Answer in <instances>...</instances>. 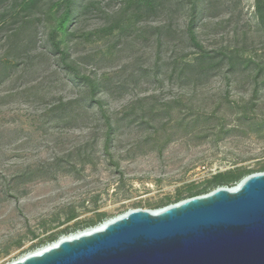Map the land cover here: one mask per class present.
Segmentation results:
<instances>
[{"label": "rangeland", "instance_id": "1", "mask_svg": "<svg viewBox=\"0 0 264 264\" xmlns=\"http://www.w3.org/2000/svg\"><path fill=\"white\" fill-rule=\"evenodd\" d=\"M161 1L151 13L98 0L66 31L63 0L0 9V264L130 210L206 195L217 174L264 168L257 1L195 0V14L188 0ZM214 51L225 57L204 75H179ZM72 99L75 113L51 112Z\"/></svg>", "mask_w": 264, "mask_h": 264}, {"label": "water", "instance_id": "2", "mask_svg": "<svg viewBox=\"0 0 264 264\" xmlns=\"http://www.w3.org/2000/svg\"><path fill=\"white\" fill-rule=\"evenodd\" d=\"M11 264H264V172L160 210H130Z\"/></svg>", "mask_w": 264, "mask_h": 264}, {"label": "trees", "instance_id": "3", "mask_svg": "<svg viewBox=\"0 0 264 264\" xmlns=\"http://www.w3.org/2000/svg\"><path fill=\"white\" fill-rule=\"evenodd\" d=\"M0 0V9H3L4 11L7 10L8 7L12 6L14 8L20 6V4H25V6L29 9L32 7H37L38 3L41 0ZM201 0H197V2ZM257 3V11H258V18L260 24L264 27V0H256ZM77 2L78 0H63V3L61 6L65 8L63 19L60 21L58 25L59 31H66V20L70 15L74 13V15H77L79 13L85 12L91 8H94L98 0H89L85 2L80 8H77ZM193 5V11L194 14L196 12L195 5L197 2L195 0H188ZM123 6L128 5H135V7L138 9V11H149L153 12L157 7L162 6L161 0H124ZM56 6H59L60 4L55 3ZM73 10V11H72ZM169 25H163L162 28L168 29ZM194 19L191 18L190 21L187 24V37L192 44V46H199V43L197 41V37L195 35L194 31ZM225 57V54L222 51H214L211 54H203L199 56L194 62L192 63H180L179 65V75H184L185 73L193 74H199L200 76L204 75L206 72L211 70L212 68L221 63L223 61V58ZM176 70L174 69L172 71V74H175ZM95 84H91V90L92 92L89 93V96L86 100H88L92 104H97V94L94 92ZM81 101V99H72L69 101H66L65 103H59L52 106L50 109L51 112H54L55 114L58 112L59 108L62 107L63 112L65 113L66 109H69L70 113H75L74 108L75 105L78 104ZM101 103V102H98ZM101 105V104H99ZM264 172V168L260 169L259 171L255 172H238V173H227V174H217L215 175L211 180V185L214 188L218 187H224V186H230L232 184H236L241 179L245 178L248 175H251L253 173H262ZM201 191L195 192V193H189V196L195 197L199 196V193Z\"/></svg>", "mask_w": 264, "mask_h": 264}, {"label": "bare ground", "instance_id": "4", "mask_svg": "<svg viewBox=\"0 0 264 264\" xmlns=\"http://www.w3.org/2000/svg\"><path fill=\"white\" fill-rule=\"evenodd\" d=\"M100 225H102V224H100ZM100 225H98V226H96V227H94V228L100 227ZM94 228H90V229H87V230H85V231L78 232V233H76V234L69 235V236H66V237L64 236V237H61L60 239H64V238H73V237H76V236H78V235H80V234L88 233V232H90V231H91L92 229H94ZM60 239H59V240H60ZM59 240H58V241H59ZM58 241H56L55 243H53V244H51V245H49V246H47V247H45V248H42V249L36 251L35 253H41L44 249H47V248H49V247H51V246H53V245H56Z\"/></svg>", "mask_w": 264, "mask_h": 264}]
</instances>
